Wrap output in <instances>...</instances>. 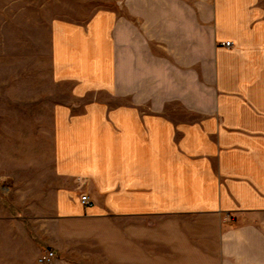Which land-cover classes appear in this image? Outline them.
Returning a JSON list of instances; mask_svg holds the SVG:
<instances>
[{
	"label": "crops",
	"instance_id": "0c3cea01",
	"mask_svg": "<svg viewBox=\"0 0 264 264\" xmlns=\"http://www.w3.org/2000/svg\"><path fill=\"white\" fill-rule=\"evenodd\" d=\"M47 46L48 204L1 205L0 264H78L25 219H111L112 264H264V0H116Z\"/></svg>",
	"mask_w": 264,
	"mask_h": 264
},
{
	"label": "rangeland",
	"instance_id": "374dc122",
	"mask_svg": "<svg viewBox=\"0 0 264 264\" xmlns=\"http://www.w3.org/2000/svg\"><path fill=\"white\" fill-rule=\"evenodd\" d=\"M114 1L0 0V208L8 207L13 216L29 217L34 205L48 204L50 194L42 154L47 151L43 131L52 101L50 21L82 19L96 8L112 7ZM33 147L41 151V171L32 169ZM23 225L40 228L42 240L49 236L50 244L42 250L53 251L55 257L78 264H112L111 219H25Z\"/></svg>",
	"mask_w": 264,
	"mask_h": 264
},
{
	"label": "built area",
	"instance_id": "2783aa9c",
	"mask_svg": "<svg viewBox=\"0 0 264 264\" xmlns=\"http://www.w3.org/2000/svg\"><path fill=\"white\" fill-rule=\"evenodd\" d=\"M221 45L229 47L231 45V43L229 41H226V42H222ZM80 199L83 203H85L88 201V195L87 194H81ZM53 256H54V252L49 250V251L44 252L40 256L39 260L44 261V262L50 261Z\"/></svg>",
	"mask_w": 264,
	"mask_h": 264
}]
</instances>
